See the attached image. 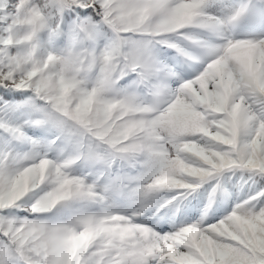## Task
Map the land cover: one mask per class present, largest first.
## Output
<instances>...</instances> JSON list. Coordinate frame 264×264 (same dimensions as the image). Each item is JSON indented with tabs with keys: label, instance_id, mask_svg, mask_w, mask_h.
<instances>
[{
	"label": "snow or ice",
	"instance_id": "snow-or-ice-1",
	"mask_svg": "<svg viewBox=\"0 0 264 264\" xmlns=\"http://www.w3.org/2000/svg\"><path fill=\"white\" fill-rule=\"evenodd\" d=\"M0 90V264H264V0H0Z\"/></svg>",
	"mask_w": 264,
	"mask_h": 264
},
{
	"label": "trees",
	"instance_id": "trees-1",
	"mask_svg": "<svg viewBox=\"0 0 264 264\" xmlns=\"http://www.w3.org/2000/svg\"><path fill=\"white\" fill-rule=\"evenodd\" d=\"M70 23V21H68ZM64 31L66 32L67 30V25H64ZM42 39H46V37H42ZM101 41V45H102ZM66 44V38L65 37H60L56 41H54L52 47L56 50L62 49ZM160 58L163 60H168V57H170L172 54L168 52L167 50L161 49L160 50ZM170 62V61H168ZM130 79V78H129ZM128 83V80H122L120 82V86H123ZM2 91V90H0ZM11 97H14L16 100H22L25 98L27 94H20V93H9ZM22 119L20 121H16L17 123L22 122ZM25 133L32 137L33 139L37 141H42L45 138H50L46 131L44 129L40 128H25L24 129ZM4 150V145L3 143H0V151ZM21 154H23L24 151H27L26 148L20 149ZM54 156V153H49V158H52ZM83 171H87V169H84ZM73 175H81V169L76 168L74 171H72ZM232 183H235V177L233 178ZM229 191H234L231 186H229ZM164 194L161 193L160 196H163ZM219 203V209H229L232 204V200L229 199L227 201L223 202H218ZM72 209H75L77 207H80V205L73 204L70 206ZM203 207V197L200 194H195L194 197H190L188 201L185 202L184 206L182 207L181 211L179 213H175L174 209L166 208V209H161L159 213L156 215L158 217H163L162 219H159L157 225V229H161V224L164 223L167 225L168 228L165 229V231L170 230L172 226V222L174 221L176 224H179L181 221L183 222H191L193 219H198L199 217V210ZM92 211H96L95 206H91ZM214 211L215 215L218 217L219 215L224 214L222 211H219L216 206H214ZM58 213L57 215H54ZM69 214L68 209H63L58 206L57 209L53 210V214H49V218L51 219H63L66 218V216ZM146 215H152V210H149ZM206 222H215L213 219V213L209 214L208 220Z\"/></svg>",
	"mask_w": 264,
	"mask_h": 264
},
{
	"label": "rangeland",
	"instance_id": "rangeland-1",
	"mask_svg": "<svg viewBox=\"0 0 264 264\" xmlns=\"http://www.w3.org/2000/svg\"><path fill=\"white\" fill-rule=\"evenodd\" d=\"M240 31H242V30H240ZM153 221L158 223L159 220H157V215L155 217H153ZM150 223H151V221H150ZM161 227H162L161 229H157V230H164L165 231V229L168 228L167 225L164 223L161 224Z\"/></svg>",
	"mask_w": 264,
	"mask_h": 264
}]
</instances>
